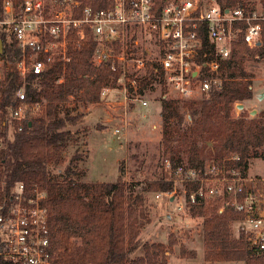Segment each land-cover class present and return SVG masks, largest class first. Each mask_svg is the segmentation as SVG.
I'll return each mask as SVG.
<instances>
[{
	"label": "built area",
	"instance_id": "obj_1",
	"mask_svg": "<svg viewBox=\"0 0 264 264\" xmlns=\"http://www.w3.org/2000/svg\"><path fill=\"white\" fill-rule=\"evenodd\" d=\"M108 2L109 7L95 9L77 0H23L17 6L3 0L0 37L15 41L18 59L5 64L0 40V84L6 68L22 85L10 104L0 105V150L39 110L37 104L27 110V77L50 74L58 64L64 69L70 62L69 44L73 39L82 42L87 32L95 41L92 65H108L112 73L113 85L102 87L100 98L118 107L119 121L112 130L125 143L131 110L136 104L148 105V87L160 86L163 97L198 98L220 83L224 63L233 59L240 42L246 51L264 46L263 6L251 10L226 8L219 0H166L157 10L155 0ZM2 95L0 86V102ZM249 160L243 165L233 153L211 158L197 169L163 157L161 181L173 190L154 193L153 198H177L176 212L184 216L192 206L218 201V214L229 208L240 215L233 223L238 235L251 256L264 259V175L250 176ZM24 193V186L17 184L11 202L0 205V257L8 264H60L51 258L46 192L36 187L29 198Z\"/></svg>",
	"mask_w": 264,
	"mask_h": 264
},
{
	"label": "trees",
	"instance_id": "obj_2",
	"mask_svg": "<svg viewBox=\"0 0 264 264\" xmlns=\"http://www.w3.org/2000/svg\"><path fill=\"white\" fill-rule=\"evenodd\" d=\"M23 0H13L15 6ZM83 6L105 9L108 0H77ZM226 8L247 7L250 0H219ZM157 10L166 0H155ZM264 7V0H261ZM3 0H0V12ZM254 5H252V8ZM3 60L14 63L18 54L13 39L0 37ZM204 46H208L203 36ZM94 38L86 33L85 39L68 46L70 62L45 75L31 74L24 83L27 110L39 105V110L29 115L23 128L15 131L6 149L0 150V205L13 199L17 184L25 189L29 198L34 188L46 192L44 208L49 230L51 258L60 264H167L166 254L177 245L173 234L167 245L156 243L142 245L143 255L131 258L141 246L138 239L141 220L149 222L143 209L144 193H169L171 184L161 179L149 182L141 193L129 203L134 183L121 176L114 182L79 183L61 173L64 152L70 142H77L70 129L84 118L79 107L101 101L100 91L112 86V73L108 65L94 67L92 55ZM233 59L222 68V80L195 99L159 97L161 117L162 157L173 163H186L201 168L211 158L238 154L241 164L250 158H264V110L250 115L251 109L236 113V105L253 97V75L246 70L245 54L262 57L264 46L246 51L240 42ZM4 80L0 86L3 95L0 105L12 102V93L22 85L14 73L2 69ZM62 79L61 83L58 80ZM145 85V84H144ZM69 98L73 106L67 107ZM187 110L184 113L181 107ZM176 141H184L187 149L182 156ZM68 175V176H67ZM169 200V198H168ZM218 201L192 206L189 216L202 220L203 260L206 264L243 262L264 264L261 257L251 256L241 235L232 237V224L240 215L229 208L218 214ZM180 257L196 259L195 251L180 248ZM0 264H8L0 257Z\"/></svg>",
	"mask_w": 264,
	"mask_h": 264
},
{
	"label": "rangeland",
	"instance_id": "obj_3",
	"mask_svg": "<svg viewBox=\"0 0 264 264\" xmlns=\"http://www.w3.org/2000/svg\"><path fill=\"white\" fill-rule=\"evenodd\" d=\"M252 5L254 7L252 8ZM248 8L255 10L261 5V0H250ZM246 70L253 75L251 100L240 102L243 109H264V99L259 101L257 95L264 89V53L262 57L246 58ZM164 91L160 86L148 87L145 98L148 105L141 108L133 106L130 113V127L127 142L120 141L112 128L119 121V109L113 103L100 101L79 107L85 115L70 129L74 131L78 141L70 142L64 152L65 161L61 165V173L66 175L70 168V177L79 183L114 182L119 176L126 182L134 183L133 193L129 203L141 193L146 183L162 178L161 160V117L159 97ZM166 97H172L167 95ZM73 98H69L67 107L73 106ZM186 113L187 109L181 107ZM178 150L184 156L187 149L184 141H176ZM250 176L264 175V160L252 158L248 163ZM68 176V175H67ZM154 193H144L143 209L149 222L141 220L138 239L140 248L131 258L143 255L142 245L162 243L167 245L170 234L177 240V245L171 254H166L167 264H206L203 260L202 220L190 216L178 215L175 200L167 198L155 200ZM238 228L232 225V237H237ZM195 251L196 259L180 257V248ZM216 264H244L243 262H223Z\"/></svg>",
	"mask_w": 264,
	"mask_h": 264
},
{
	"label": "water",
	"instance_id": "obj_4",
	"mask_svg": "<svg viewBox=\"0 0 264 264\" xmlns=\"http://www.w3.org/2000/svg\"><path fill=\"white\" fill-rule=\"evenodd\" d=\"M228 11L226 10L225 11V13H227ZM0 53H1V50H0ZM257 99L259 100V101H261V100H263L264 99V89L261 91V92H259L258 93V95H257ZM244 108V105L242 104V103H238L237 105H236V109L237 110H242ZM257 113V110L256 109H252L251 111H250V115H255ZM171 201H172V198L170 199Z\"/></svg>",
	"mask_w": 264,
	"mask_h": 264
},
{
	"label": "crops",
	"instance_id": "obj_5",
	"mask_svg": "<svg viewBox=\"0 0 264 264\" xmlns=\"http://www.w3.org/2000/svg\"><path fill=\"white\" fill-rule=\"evenodd\" d=\"M233 225V224H232ZM234 225H236V224H234ZM238 228V227H237ZM237 232H238V230H237ZM199 257H201V256H197V258H199ZM203 257V256H202Z\"/></svg>",
	"mask_w": 264,
	"mask_h": 264
}]
</instances>
